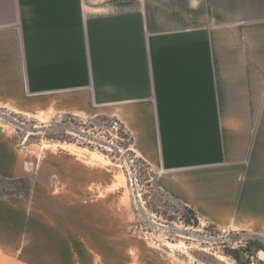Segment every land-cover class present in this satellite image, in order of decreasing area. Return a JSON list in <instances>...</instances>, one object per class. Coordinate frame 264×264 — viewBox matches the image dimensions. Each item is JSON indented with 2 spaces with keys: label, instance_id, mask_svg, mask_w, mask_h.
<instances>
[{
  "label": "crops",
  "instance_id": "1",
  "mask_svg": "<svg viewBox=\"0 0 264 264\" xmlns=\"http://www.w3.org/2000/svg\"><path fill=\"white\" fill-rule=\"evenodd\" d=\"M2 6L0 103L115 117L158 171L159 188L193 212L211 207L221 223L260 232L264 0H0ZM0 138V177H24ZM12 204L0 200V219L13 215ZM20 244L22 261L47 245ZM14 246L0 241V262Z\"/></svg>",
  "mask_w": 264,
  "mask_h": 264
},
{
  "label": "rangeland",
  "instance_id": "2",
  "mask_svg": "<svg viewBox=\"0 0 264 264\" xmlns=\"http://www.w3.org/2000/svg\"><path fill=\"white\" fill-rule=\"evenodd\" d=\"M14 106L0 103V137L25 176L0 177V200L13 201L14 212L0 219V241H15L0 264H237L236 250L264 264V249L244 250L247 241L264 247V222L259 233L231 228L205 206L194 210L196 223L158 187V171L117 118ZM21 241L47 245L22 261Z\"/></svg>",
  "mask_w": 264,
  "mask_h": 264
},
{
  "label": "trees",
  "instance_id": "3",
  "mask_svg": "<svg viewBox=\"0 0 264 264\" xmlns=\"http://www.w3.org/2000/svg\"><path fill=\"white\" fill-rule=\"evenodd\" d=\"M185 209H186V211L189 214H191V216L192 215L194 216L196 223H198L197 218L195 217L194 212L191 209L187 208V207H185ZM187 223L190 224L189 223V219H187ZM252 249L253 250H256V249H264V247H263V245L259 241H247L246 244H245L244 250L247 251V252H250ZM241 251L242 250L230 251L229 256L232 259H234L237 264H249L250 263V256L243 260L242 257H241V255H240L241 254Z\"/></svg>",
  "mask_w": 264,
  "mask_h": 264
},
{
  "label": "water",
  "instance_id": "4",
  "mask_svg": "<svg viewBox=\"0 0 264 264\" xmlns=\"http://www.w3.org/2000/svg\"><path fill=\"white\" fill-rule=\"evenodd\" d=\"M262 255V254H261Z\"/></svg>",
  "mask_w": 264,
  "mask_h": 264
}]
</instances>
